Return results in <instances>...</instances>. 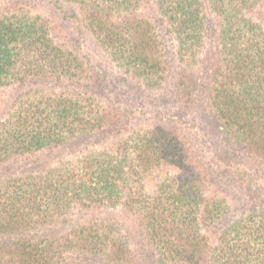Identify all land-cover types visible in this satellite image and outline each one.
Here are the masks:
<instances>
[{
	"label": "trees",
	"instance_id": "trees-1",
	"mask_svg": "<svg viewBox=\"0 0 264 264\" xmlns=\"http://www.w3.org/2000/svg\"><path fill=\"white\" fill-rule=\"evenodd\" d=\"M154 1L0 0V264H264V0Z\"/></svg>",
	"mask_w": 264,
	"mask_h": 264
},
{
	"label": "rangeland",
	"instance_id": "rangeland-1",
	"mask_svg": "<svg viewBox=\"0 0 264 264\" xmlns=\"http://www.w3.org/2000/svg\"><path fill=\"white\" fill-rule=\"evenodd\" d=\"M155 1L154 0H149L147 6H145V9H143L140 13L143 15L142 17H144L145 19H151L152 21L156 20L157 15L155 13ZM263 15L264 12L262 11ZM264 18V16L262 17ZM59 24L61 25V29L63 30L64 33H62V36L67 37V38H76L77 40H79L82 45H84L83 47L85 49H87L93 56L94 60H96L98 63H100L102 65V70L105 71L108 76H110V80L111 82L113 81V84L118 88V90L116 92H119V90L125 92V93H129L128 91V87H122V86H118L119 82L118 80L121 79V72L114 67V65L112 63H110V61L106 58V56L101 53L96 45V43L94 42V39L92 37H90L87 33L85 32H80L79 27L77 26V23L75 20L72 19H68L67 21H63L59 18ZM132 83V82H130ZM188 134V132H186V135ZM63 151H55L53 153H47V154H43L42 157L44 158L45 161L52 159V160H56L58 159L60 156L62 157L64 154L62 153ZM37 166L36 168H40L43 167L42 163H36ZM34 164V165H36ZM261 169H264V166H260ZM224 189H226L227 187L224 186ZM230 205L233 206L235 205V202H230ZM79 217V216H78ZM78 217H76V219H78ZM85 262L86 264H110L107 261H103L102 259H97V258H85Z\"/></svg>",
	"mask_w": 264,
	"mask_h": 264
}]
</instances>
